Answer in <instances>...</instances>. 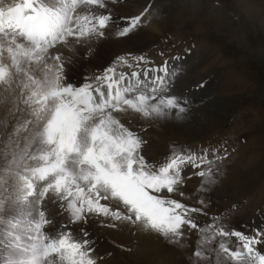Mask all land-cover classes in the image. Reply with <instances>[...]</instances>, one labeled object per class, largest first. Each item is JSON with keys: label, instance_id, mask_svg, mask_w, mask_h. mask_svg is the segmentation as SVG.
Masks as SVG:
<instances>
[{"label": "snow or ice", "instance_id": "1", "mask_svg": "<svg viewBox=\"0 0 264 264\" xmlns=\"http://www.w3.org/2000/svg\"><path fill=\"white\" fill-rule=\"evenodd\" d=\"M119 3L0 0V129L15 120L0 151V187L8 193L0 198V264H98L83 227L93 216L178 245L196 230L194 264H264L257 247L264 227L246 234L218 216L200 224L204 199L193 207L175 198L193 175L198 191L211 190L228 149L173 145L163 158H149L148 140L132 128L133 120L191 118L192 102L175 89L180 66L148 67L144 55L126 51L72 82L73 58L87 60L108 39L128 44L151 21L150 4L117 20Z\"/></svg>", "mask_w": 264, "mask_h": 264}, {"label": "rangeland", "instance_id": "2", "mask_svg": "<svg viewBox=\"0 0 264 264\" xmlns=\"http://www.w3.org/2000/svg\"><path fill=\"white\" fill-rule=\"evenodd\" d=\"M121 1L139 14L145 5L152 7L155 0ZM167 1L160 13L150 12L152 24L146 23L136 31L143 35L147 46L130 52L144 55L151 62L148 67L165 61L169 70L178 64L184 67L177 72L175 86L186 92L183 95L189 97L191 108L201 110L193 114L205 117L207 133L191 140L186 138L188 134L167 131L156 121L134 123L133 128L148 140L149 158H163L173 145L193 150L224 145L230 155L222 165L217 184L208 192L198 191L200 178L193 175L184 187V196L175 198L193 207H200L198 200L204 199L207 215L195 217L200 224L218 216L220 223L245 233L264 227V0ZM119 17L128 16H122L118 9L114 18ZM157 23L160 34L149 27ZM200 55L203 59L195 66ZM108 57L98 67L89 68L85 76L101 72L115 56ZM201 81L204 86L196 87ZM200 99L203 100L199 102ZM215 100L224 106L209 112ZM3 117L4 108L0 106V118ZM14 123L9 117V128L0 129V151ZM5 180L11 183L7 177ZM7 195L0 187V198ZM4 226L0 222V229ZM83 227L94 241L98 264H194L196 230L185 232L178 245L155 234L138 232L126 222L101 216L90 217ZM235 242L231 238V243ZM101 250L107 254L98 253Z\"/></svg>", "mask_w": 264, "mask_h": 264}, {"label": "bare ground", "instance_id": "3", "mask_svg": "<svg viewBox=\"0 0 264 264\" xmlns=\"http://www.w3.org/2000/svg\"><path fill=\"white\" fill-rule=\"evenodd\" d=\"M166 1L167 0H155L154 3L152 4L151 8L153 10H156V9L159 10L166 5V3L168 2V1L167 2ZM155 2H158V3L156 4ZM125 5L126 4H122L121 0H120V3L115 6L113 11L116 12L119 9L120 13L122 12V16L124 15V16H128V17L137 15V12L135 13V11H132L130 8H128L129 6L127 7ZM149 12H152V10L150 9ZM159 13H160V10H159ZM151 21L148 23L152 24ZM149 27H150V29H152L153 33H156V34L162 33V31L160 29V25L158 23L155 25L149 26ZM142 39H144L143 35H141L140 32H136L134 34L131 42L128 44H120V43H117L116 41H114L112 39H108V40L99 42L95 46L92 55L87 60H79L78 58H73V64L70 66V71H69V76L72 79V82L73 83H79L80 80L82 79V76H85L87 74V72L90 71L89 68L98 67L99 65H101V63L105 62L106 59L109 58L108 56H110V55L116 56V55L122 54L123 52H126V51L138 50L143 45H145V47H146L147 41L142 40ZM63 52L66 53V55H71V53H69L66 49H64ZM202 59H203V56L200 55L197 63L195 61H193V62H195L194 63L195 66L198 65ZM178 66H180L182 69H184V67H182L181 64H178ZM188 68H191V67H188ZM177 91H181V90L177 89ZM202 100L200 99L199 102H201ZM223 106H224V103H222L220 100H217L213 105H211V108L209 107L208 111L213 112V110H219ZM193 111L194 112L196 111L197 113H199V112L201 113V110H198L197 108L194 107V108H191V118L190 119L183 120V121H176V120L162 121L159 124H161L162 128H164L167 131L174 129L175 131H179L180 133H183L184 135L188 134L186 137L188 139H191V140L195 139V138H197V134L205 135L207 133V131L205 129L208 128V125L205 121L206 120L205 117H203V116L201 117L199 115L197 116V115L193 114ZM139 122H142V121L133 120L132 124L133 125H134V123L138 124ZM133 125H132V128H133ZM147 129H150V128L147 127ZM152 146H154V144H152ZM155 155L158 156L157 154H155ZM189 180H188V182H186V184H188V183L190 184L192 179H189ZM58 218L59 217H57L56 219H58ZM263 246H264V244H261V245H258L257 247L259 250L262 251ZM0 251H2V249H0ZM98 253H100L101 255L107 254V253H104V251H102V250L99 251ZM94 255L97 256V254H95V253H94ZM97 257L99 259V256H97Z\"/></svg>", "mask_w": 264, "mask_h": 264}]
</instances>
